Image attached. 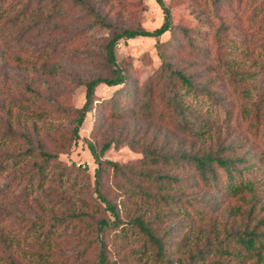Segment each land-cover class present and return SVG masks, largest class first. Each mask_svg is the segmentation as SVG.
<instances>
[{
  "label": "trees",
  "instance_id": "16d2710c",
  "mask_svg": "<svg viewBox=\"0 0 264 264\" xmlns=\"http://www.w3.org/2000/svg\"><path fill=\"white\" fill-rule=\"evenodd\" d=\"M53 1L55 9L51 16H61L62 10H65L63 16H68V11L84 5L95 15L98 25L110 27L111 36L105 44L104 53L110 72L107 76L98 75L81 81L85 86V102L76 110V117L72 120L74 127L54 137L53 150L45 149L41 142L35 144L28 139L29 145L25 149L5 151L4 154L0 152V178L8 164H12L20 169L19 173L25 179L26 184L20 195L31 196L35 186L41 190L48 187L46 196L55 195L59 200L53 201L54 206L57 207L59 203L67 206L61 215L56 211L50 214L51 222L45 233L42 229L47 227L46 217L36 213L26 217L22 225L24 237L21 238L26 239L25 243L30 240V245L27 244L29 248L22 252L24 256L15 264H53L51 257L57 261L58 255L52 251V246L61 229V232H69L67 236L70 241L67 242L74 246L85 242L84 238H88V233L94 229V241L98 243L95 264H119L110 260L106 238L112 230L122 242L128 240L129 233L142 239V254L149 255L153 264H264V64L254 70L234 67L233 61L236 59L231 56L234 51L245 53L259 48L258 58L264 61V0H210L217 19L212 34L217 55L212 53L209 46L196 40L193 34H188L195 30L182 28L187 33V44L196 53V59L191 64L197 66L202 60L207 64L203 68L210 73V77L202 83L196 80L198 73L188 71L170 59L167 46L161 41L163 34L174 31V2L156 0L163 10L164 19L160 26L149 29L141 26L112 28L105 22L104 15L96 12L87 0ZM21 2L23 0H0L1 16H12L4 23L5 27H1L0 39H4L6 48L0 51V59L7 56L8 49L14 50L7 43L10 39H16L21 26L19 22L27 19L22 14H28L30 10L31 2L28 1L14 15L15 8ZM37 4L41 6L40 2ZM64 5L67 6L62 9ZM35 8L32 9V16L39 15V6ZM249 10H252V16L247 25L258 24L254 34L259 36L253 41V49L249 47L244 30L236 32V23L232 25L228 21L231 18L235 22L237 18L234 16ZM226 11H229L228 15ZM30 23L39 22L27 20L26 26L20 30L22 36L37 26ZM136 37L157 40L160 69L148 79L146 99L138 104L136 100L140 101V97L135 96V101L130 103L132 108L123 105L122 95L108 100L104 103L105 117L113 122H127L140 116V112L146 120L156 119L154 121L160 122L170 133L176 132L183 140L178 147H171L168 137L172 135L169 133L164 134L161 139L163 143L157 144L158 134L142 143L136 134L132 137L130 132V135L124 134L127 123L120 133L110 131L104 136L100 146L93 140H87L97 164L94 192L109 211L108 218L99 217L97 207L91 209L88 201L79 197V192L74 193L77 174L71 178L74 170L61 165L59 153L69 151L81 138L80 128L97 99L96 87L102 83L117 86L128 82L127 74L117 62L116 50L121 39ZM259 38L263 41L258 42ZM51 49H46V59L41 58L43 52H34L36 59L43 63L54 60L58 49L56 46ZM26 55L25 50L21 49L9 53V58L19 62L24 61ZM7 106L12 113V106L1 102L2 109L5 110ZM17 110L21 112L18 107ZM103 117L100 116L97 121L102 123L106 119ZM100 128L101 124H95L92 131L94 137L99 136ZM122 135L128 138L131 147L140 144V158L130 163H120L105 157L113 144L124 142ZM109 169L115 176V186L112 187L104 182ZM53 171L57 174L54 175ZM66 180L70 182L68 194L67 188H63ZM12 185L9 180L5 189L0 187V227L3 220L1 208ZM112 190H115V197L108 196ZM135 197L146 203H155L154 217L148 215L147 211L131 210L129 203ZM193 206V209L190 208ZM219 213H222L221 217ZM207 217H210L207 228L199 227L200 235L193 237L192 228L197 229L194 219L205 221ZM187 227L191 229L187 230ZM1 230L0 242H4ZM175 235L179 239L172 241ZM87 241L89 247L92 241ZM14 244V241H9L5 247L11 250ZM10 256L13 261L14 256ZM67 260L69 264L76 261Z\"/></svg>",
  "mask_w": 264,
  "mask_h": 264
},
{
  "label": "rangeland",
  "instance_id": "374dc122",
  "mask_svg": "<svg viewBox=\"0 0 264 264\" xmlns=\"http://www.w3.org/2000/svg\"><path fill=\"white\" fill-rule=\"evenodd\" d=\"M26 1L31 2L28 14H22L27 19L25 22L22 20L19 22L21 26H19V34H16V39H10L7 43V45L10 44L9 46L12 45L14 50H7L6 57L9 60L6 57L0 59V152H3L2 154L5 151L12 152L27 148L29 145L28 139L35 144L41 142L45 145V149L53 150L54 137H58L59 133L74 127L72 120L76 117V110L82 107L85 102V86L81 81L98 75L107 76L110 72V67L105 64L104 60L105 44L111 36L110 27L98 25L95 22V15L90 12L87 6L79 5L71 9L68 11V16L65 15L66 17L63 16L65 10H60L61 16L55 17L51 16L55 9L53 0H23L19 7L15 8L14 15ZM165 1L167 3L174 2L172 4V14L175 27L173 32L163 34L161 41L166 44L170 59L176 61L188 71L198 73L196 80L202 83L210 77V73L203 68L207 64L203 60L197 66L191 64V61L196 59V53L192 52L187 44V33L183 32V29L195 30L194 33L189 32L188 34H193L196 40L209 46L212 53L217 55L215 42L212 39L217 19L210 5V0ZM39 2L41 6L37 4ZM87 2L96 12L104 15L105 22L111 25L112 28L141 26L153 29L160 26L164 19L163 10L156 0H87ZM68 5H70V2H68ZM35 6H39L40 12L39 15L32 16V9H36ZM66 6L64 5L62 9ZM228 13L229 11L227 15ZM238 14L234 16L237 18L235 22L231 18L228 21L232 25L236 23V32L244 30L249 47L253 49V41L259 36V34H254L257 31L258 24L247 25L251 21L249 18L252 16V10L239 12ZM10 17L12 16L8 14H2V16L0 14V31L1 27H5L4 23ZM27 20L39 23H30L37 26L25 36H22L20 30L22 26H26ZM251 37L253 38L251 39ZM259 41L263 40L259 38ZM4 43V39H0V51H4L6 48ZM180 43L181 46H179ZM53 46L58 49L54 60L43 63L42 60L36 59L37 56L34 52L40 54L43 52L41 58L46 59L48 58L47 50L51 51ZM21 49H24L27 54L24 61L13 62L9 58V53H15ZM116 55L117 62L128 76V82L117 86H108L102 83L96 87L97 99L94 102V108L87 113L86 119L80 128L81 138L73 144L69 151L59 153L61 165H67L71 167V170H74L71 178L77 174V185L74 193L79 192V197L83 200L86 199L91 209L97 207L99 217L107 218L109 217V211L105 209L103 202L100 203L94 192L97 164L86 141L93 140L100 146L104 136L108 135L110 131L120 133L126 123L127 127L123 130L124 134L126 136L131 134V137L136 134V137L142 143L149 141L152 136H157V134L159 136L157 144L163 143L161 139L164 134L170 133L167 128L160 125V122L154 121L156 119L146 120L140 112V116H136L127 122H113L110 118L105 117L104 103L108 100H113L122 95L124 96L123 105L132 108L130 103L135 101V96L140 97V101L136 100V102H139L138 104L146 99L148 79L159 71L161 64L157 50V40L152 37L121 39L117 46ZM258 55L259 48L245 53L234 51L231 54L236 59V61H233V66L254 70L264 64V61L258 58ZM255 59L256 62H254ZM4 101L7 105L12 106V113L9 112L8 106L5 110L2 109L1 102ZM193 101L195 103L196 100ZM17 107L21 112L17 110ZM142 111L144 112V110ZM100 116L106 118L102 123L97 121ZM95 124H101L98 137H94L92 134ZM236 131L240 130L236 129ZM169 135H172L168 137L171 140V147H178L183 137L176 134V132L174 133V131ZM122 139H124V142L113 144L110 147L105 155L106 158L120 163H130L142 156L138 150L140 149L139 143L133 148L128 144V138H124V135H122ZM19 170L14 168L12 164H8L6 172L0 178V187L3 186L4 189L9 180L13 183L12 187L7 190V198H5L3 208H1L3 220L0 229H2L4 242H0V264L20 262V257L24 256L22 252L29 248L30 240L25 243L26 239L21 238L24 237L22 225L27 216L32 217L34 216L33 213H36L46 217L47 227L42 229L45 233L51 222L50 214L56 211L61 215L67 209V206H62V203H59L57 207L54 206L53 201L58 200V198L55 195L52 197L46 196V191L48 193L49 190L48 187L41 190L36 189L35 186L31 196L20 195L26 182L21 177ZM53 174L56 175L57 172L53 171ZM66 177L67 175L64 178ZM114 178L113 171L107 170L104 176L105 184L111 185V187L115 186ZM19 180L21 181L19 182ZM69 183V180H66L63 188H67ZM115 190L108 192V196L115 197ZM66 193L68 194V188ZM154 204L151 202L146 203L137 197L132 198L129 203L131 210L147 211V214L152 217L156 212ZM190 208L193 209L194 206ZM221 215L222 213H219L220 217ZM175 220L179 221L180 219L175 218ZM202 220L201 218L194 219L197 229L192 228L193 237L200 235L199 227L206 229L210 223V217H207L205 221ZM186 229L191 228L187 227ZM93 230L89 233V230L87 231L89 236L84 238L85 242L81 241L77 245L74 243L76 245L74 246L67 242L70 241L67 236L69 232H61V229L58 236L54 238V241H56L52 246V251L56 252L58 260L56 261L51 257L50 261L53 264H69L67 259L70 258L71 260L76 259L75 264H95L98 253L96 245L98 243L94 241L96 240V232ZM114 233L115 231L112 230L106 238L110 260L113 263L116 261L119 264H153L149 255L142 254V239L129 233L128 240L122 242L121 239L116 238ZM43 235L44 238L45 234ZM31 239L33 241L34 237ZM88 239L90 242L92 241L89 247L87 245ZM178 239L176 235L172 237V241ZM17 240L20 241L17 242ZM40 240H42L41 237ZM9 241L15 243L14 248L11 250L5 247V244ZM11 254L14 256L13 261Z\"/></svg>",
  "mask_w": 264,
  "mask_h": 264
}]
</instances>
